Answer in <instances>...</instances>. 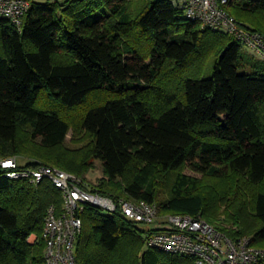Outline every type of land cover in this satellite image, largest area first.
Returning <instances> with one entry per match:
<instances>
[{
  "label": "trees",
  "instance_id": "obj_1",
  "mask_svg": "<svg viewBox=\"0 0 264 264\" xmlns=\"http://www.w3.org/2000/svg\"><path fill=\"white\" fill-rule=\"evenodd\" d=\"M228 10L264 34V0ZM244 46L171 0H31L20 25L0 17V159L74 173L117 204L78 213L77 264H197L147 246L121 199L201 216L264 249V58ZM6 171L0 264H48L45 218L63 194ZM222 205L238 229L221 224Z\"/></svg>",
  "mask_w": 264,
  "mask_h": 264
},
{
  "label": "built area",
  "instance_id": "obj_2",
  "mask_svg": "<svg viewBox=\"0 0 264 264\" xmlns=\"http://www.w3.org/2000/svg\"><path fill=\"white\" fill-rule=\"evenodd\" d=\"M183 9L185 16L203 27L232 33L245 46L264 58V34L249 28L228 10L236 2L256 0H171ZM31 0H0V17L20 25ZM0 168L7 170L10 179L26 178L38 183L51 179L62 191L64 212L58 213L51 205L45 218V237L48 245V264H77L75 243L82 229L78 213L85 204L92 203L114 212L117 204L110 197L84 189L74 174L51 166L20 167L18 158L0 159ZM123 212L143 225H151L145 233L146 245L178 254L192 255L197 264H264V250L251 246L250 237L232 238L226 232L209 224L201 216L169 214L158 221L156 203L133 202L121 199Z\"/></svg>",
  "mask_w": 264,
  "mask_h": 264
},
{
  "label": "rangeland",
  "instance_id": "obj_3",
  "mask_svg": "<svg viewBox=\"0 0 264 264\" xmlns=\"http://www.w3.org/2000/svg\"><path fill=\"white\" fill-rule=\"evenodd\" d=\"M51 1H55V0H51ZM59 1H63V0H59ZM244 49H245V51L246 52H248V53H250V54H252V55H255V56H257V57H259L258 56V54L251 48V47H247V46H244ZM71 137H72V135L70 134L69 135V137H68V141L71 139ZM18 162L20 163V164H24V162H25V160L24 159H22V158H19L18 159ZM57 168V167H56ZM71 173V172H70ZM188 173H192L191 171H188ZM72 174H74V173H72ZM74 175H76V174H74ZM77 176V175H76ZM103 176V170H102V167H101V164L99 163V162H97V167L94 169V170H92V171H90L88 174H87V177H88V180H89V182H91V183H95V182H97L98 181V179L100 178V177H102ZM78 177V176H77ZM80 180H81V178L80 177H78ZM82 181V180H81ZM81 186H82V184H81ZM62 192V191H61ZM94 193V192H93ZM99 194V193H98ZM54 206V205H53ZM157 207H158V221L159 222H161V221H163L164 219H165V217L167 216V215H169V214H166V213H162L161 212V210H160V206L157 204ZM56 208V207H55ZM64 209H65V207L63 208V211L61 212V213H63L64 212ZM221 209H222V211H221V213H220V216H219V218H220V220H221V224L223 225V226H225V227H227V228H230V229H238V227L235 225V224H233V223H227V222H225L224 221V219H225V217H226V214L224 213V210L226 209V205H222V207H221ZM204 220H206L205 218H203ZM207 221V220H206ZM208 222V221H207ZM209 224H211V225H213V226H215L214 224H212V223H210V222H208ZM141 225H143V224H141ZM143 227H145V228H151V225L149 224V225H143ZM215 227H217V226H215ZM240 237H247V236H238L237 238H240ZM236 238V239H237ZM38 239V237H37V235L34 233V234H32L31 236H30V238H29V240L31 241V242H35L36 240ZM251 246H252V243H251ZM254 246V245H253ZM255 247V246H254ZM257 248V247H256ZM258 249H260V248H258ZM47 250H48V245H47V243H46V249H45V255L47 254ZM260 250H264V249H260Z\"/></svg>",
  "mask_w": 264,
  "mask_h": 264
}]
</instances>
